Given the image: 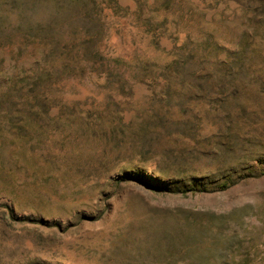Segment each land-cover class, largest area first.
<instances>
[{
    "label": "rangeland",
    "instance_id": "rangeland-1",
    "mask_svg": "<svg viewBox=\"0 0 264 264\" xmlns=\"http://www.w3.org/2000/svg\"><path fill=\"white\" fill-rule=\"evenodd\" d=\"M0 264H264V0H0Z\"/></svg>",
    "mask_w": 264,
    "mask_h": 264
},
{
    "label": "trees",
    "instance_id": "trees-1",
    "mask_svg": "<svg viewBox=\"0 0 264 264\" xmlns=\"http://www.w3.org/2000/svg\"><path fill=\"white\" fill-rule=\"evenodd\" d=\"M222 187H225L226 185H221ZM189 191L190 190H193V188H190V189H188ZM181 192H184V190H182Z\"/></svg>",
    "mask_w": 264,
    "mask_h": 264
}]
</instances>
